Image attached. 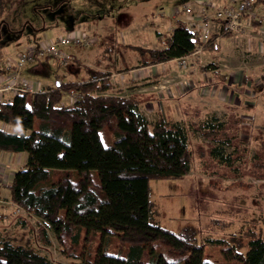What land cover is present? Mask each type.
<instances>
[{
	"label": "trees",
	"instance_id": "obj_1",
	"mask_svg": "<svg viewBox=\"0 0 264 264\" xmlns=\"http://www.w3.org/2000/svg\"><path fill=\"white\" fill-rule=\"evenodd\" d=\"M7 9L6 0H0V18ZM233 34L212 33L204 51L215 49L219 36ZM158 35L161 46H134L144 65L190 55L201 43L183 18L176 19L170 34ZM110 74L99 70L84 79H59L0 101V121L22 128L0 127V151L27 153L25 166L6 185L11 201L41 218L40 240L50 244L51 229L62 252L82 264H217L205 254L216 240L199 241L194 233L160 223L150 182L190 173L194 133L208 138L215 157L230 161L238 146L226 134L227 121L213 113L195 120L150 118L136 96L112 92ZM66 94L78 96L68 102ZM103 129L114 136L112 142L106 143ZM57 170L61 175L55 176ZM99 233L104 244L112 235L129 243L128 255L110 253L102 243L92 255ZM248 245L246 251L235 244L224 247L225 264H264V229L252 233ZM145 252L147 261L142 260ZM0 264L55 262L28 243L0 237Z\"/></svg>",
	"mask_w": 264,
	"mask_h": 264
},
{
	"label": "rangeland",
	"instance_id": "obj_2",
	"mask_svg": "<svg viewBox=\"0 0 264 264\" xmlns=\"http://www.w3.org/2000/svg\"><path fill=\"white\" fill-rule=\"evenodd\" d=\"M196 1L6 0L8 9L0 18V51L16 49L20 44L19 39L23 37H36L37 42L54 41L60 37L75 36L79 30L82 31L79 33L90 37L93 43L90 45L72 43L62 46L64 51L71 53L73 57L87 56L91 58L90 63H94L96 53L99 52L101 56V53L106 52L105 47H111L113 44L116 50L119 48V52L113 57L121 67L132 62L133 56L138 54L128 44L146 47L162 45V42L156 38L157 27L150 25L151 22H162L160 30L163 34H169L171 26L176 22L174 13L185 14V8L195 5ZM133 24L138 31L132 32ZM95 26L99 29L106 26L117 28L114 34L116 37L111 43L108 38L112 36L105 35L102 50L98 42L104 32L102 36L101 33L93 34L92 28L94 29ZM256 31L258 34L256 40L259 42L261 35H264V25ZM254 36L255 33H250L248 36L245 33L223 36L218 41V48L203 51L195 58L196 60L194 59L195 61L193 58L188 59L189 67L195 64L198 67L206 66L201 73L206 82L222 81L226 76L228 79V76L232 75V79L244 80L242 84L250 82L253 85L250 88L255 90L253 98L248 95L245 98L246 101L255 100V104L248 103L249 105L246 106L242 103L233 106L216 101L217 104L205 105L204 110L200 104L182 105L186 114L182 119L186 120L202 119L206 114H212V107L217 108L220 120L227 121L226 134L232 137L233 143L238 146V151L232 154L230 161H221L212 152L208 138L200 133H194L191 136L193 155L190 173L179 179H152L150 182L151 197L158 208L160 223L178 233L185 235L194 233L199 241L208 238L216 240L206 246L205 254L207 259L217 264L227 262L222 253L224 247L235 244L239 249L246 251L251 234L264 229V177L260 176L264 174V45L260 49L258 47V50L252 47ZM245 38L248 40L246 49L242 43ZM237 45L246 51L242 52V55H237L235 52L236 58H234L233 51ZM42 59L28 62L16 71L32 81L36 78H45L51 83L58 73L63 75L71 66H73L72 70L82 66L75 58L70 63H63L54 57L48 63ZM109 61L112 62V59ZM227 64L229 68L225 67ZM178 66L172 62V67L177 72L181 74L189 72L188 67V69H180ZM83 69L78 70L85 72ZM82 76H74V79L86 77ZM189 78L194 79L192 74L186 79ZM238 89V85L231 86V90L233 92L236 90V94ZM243 89L245 88H242V91ZM144 108L142 111L150 118H154L153 111ZM3 123L0 121V124ZM8 126L9 130H22L20 126L13 124ZM102 134L106 143L114 140V136L109 135L105 129L102 130ZM2 154L0 162L7 165L8 162L12 163L9 156L14 154V151H3ZM61 173L57 170L55 176ZM3 194H10L8 187L4 188ZM5 211L8 213L1 214L0 208V237H10L15 242L28 243L47 253L55 264H82L81 259L69 257L62 252L51 229L48 230L50 244L39 239L38 227L42 220L37 215L23 209L17 212L7 208ZM103 242L99 233L90 246L92 255L101 243L110 253L128 255L130 244L121 243L117 235H112L108 243ZM80 249L78 248V251ZM167 253L169 254V251ZM142 260H149V253L145 252Z\"/></svg>",
	"mask_w": 264,
	"mask_h": 264
},
{
	"label": "crops",
	"instance_id": "obj_3",
	"mask_svg": "<svg viewBox=\"0 0 264 264\" xmlns=\"http://www.w3.org/2000/svg\"><path fill=\"white\" fill-rule=\"evenodd\" d=\"M221 1H229V0H221ZM194 7L196 8L197 6L194 5ZM174 18L176 19L183 18L184 20H187L188 15L186 13L185 14L182 13L180 15L174 13ZM151 24L157 27L155 29L156 38L158 39V41L163 42L164 40L160 38V36L158 35V33H162V31L160 30V25L162 24V22L161 23L151 22L150 25ZM259 27L260 26L255 25L253 22L251 23L246 22L243 30L238 33H234L233 35H240L242 33H245L248 36L250 33L252 34L255 33L254 41L252 42V47H255L258 50V47L259 49L262 47L261 39H259L260 40L259 42L258 40H256V37L258 36L256 30ZM131 28H132V32L138 31V29H136L135 24H133ZM173 29H174V24L173 26H171L170 33L172 32ZM212 30H213V33H219L221 31L219 29L218 23L213 24ZM116 31H117V28L112 27V26L111 27L106 26L101 29L97 28L96 26L94 27V29L92 28L93 34L101 33L100 36H102L104 32V35L102 36L100 42L96 41V43L98 42V46L100 47L101 50L102 48H104V45L102 43H103V39L105 38V35L107 37H109V34L110 36H112L110 39L108 38L109 42L111 43L114 37H116L114 35ZM77 32L79 33L82 31L77 30ZM164 35L162 33V37ZM221 37L223 36H219L217 38L216 48H218L219 46L218 41ZM36 39L38 38L31 37V36H27L25 38L23 37L22 39H19L20 44H18L19 47H16V49H12V51L10 49L0 51V61L4 62L8 58L16 56L18 53L22 52L30 44H33V43L39 44L40 42H37ZM242 43L245 48L246 44L248 43L247 38L242 40ZM128 46L134 49L135 51H137L138 54L137 55L135 54L133 56L132 62L126 63V65L124 64L121 67L117 63L116 59H114L113 57V55L115 56V54L119 52V48L116 50V46L112 44L111 47H107V48L105 47L106 52L101 53L102 54L101 56L99 52L96 53L94 57L95 58L94 63H90L91 58L87 56L85 58H82L81 56L74 57L76 60H78V63H80V65L82 64V66L79 67L78 69L82 71V69L84 68L83 70L85 72H81L77 68H75V70H72L73 66H71L67 73H63V75L58 73L52 79L51 83H49L45 78H42V79L36 78L35 81H32L31 79L27 77H24V78L31 81L34 84L36 90H41L49 85L59 83L58 81L59 79H74V76L78 77V75L89 77L91 73L99 71V70L109 71L111 73L110 78H111V82L113 85L112 86L113 93H119V94H122L128 97L136 96L138 100L140 101L142 110L145 109L144 107H146L149 110L153 111L152 115L154 117L164 116L167 119H170V117L171 119L184 118L186 114L184 113V110L182 108L183 104H188V105L200 104L202 105L203 110H204L206 109L204 107L205 105L217 104L216 101L223 102L225 103V105H227L226 103H228L229 105L232 104L233 106H235V104L241 105L242 103L246 106L249 104L256 103L255 100L253 102L250 100L246 101V98H245L246 95H248V97L253 98V94L255 93V90L250 89L253 86L250 82L242 84L244 80L232 79L231 78L232 75H231V76H228V79L226 78L227 77L226 76L225 77L226 79L224 78L222 81L213 80L212 82L209 83L204 80L205 78L201 74L202 70H204L205 67L201 65L200 67H198L196 64L195 66H193L194 68L191 66L190 67L188 66L189 72H186V74L184 73L181 74L180 72H177L176 69L172 67V62H175V64L178 65L176 59H172V60L165 61V62L144 65L142 63V57H141L140 52L134 46H140L144 49L154 48V47H146V46L137 45L133 43L128 44ZM243 49L237 45V47L233 51V57L236 58L234 56L235 52L237 55H242V52L246 51L245 50L246 48L244 50ZM121 55L125 56L123 54ZM50 59H52V57H44L42 61L44 60L46 63H48ZM111 59H112V62L109 61ZM195 60L193 59V61ZM74 64H77V63H74ZM178 67L182 69L180 66ZM225 67L229 68L230 66L227 64L225 65ZM189 74H192V77H194V79H190V78L186 79ZM7 75H8V72L6 70L0 71V84H2V82L5 81V79H7ZM199 77L201 79H199ZM212 83H213V86H212ZM235 85L239 86V89L237 91L239 95L235 93L236 90L234 92L231 90V86H235ZM242 88H245V89H243L242 91ZM3 98L9 100L12 98V94H4ZM65 100L70 102L72 100L71 94H66ZM211 109H212L211 113H213L214 115L218 117L220 116L218 114L217 108L212 107ZM156 111H158V113H156ZM223 115L226 117L228 116V114H223ZM0 127L9 130V126L6 123L0 124ZM2 152L3 151H0V155H3ZM25 153L26 152H14V154L9 156V159L11 160L12 163L8 162V165L0 162V208L2 209L1 214H5V213L7 214L8 212L5 211V209L7 208H12V210L17 211V206L13 203L11 205L10 203L11 202L10 194L9 195L3 194V190L5 187H7L6 185L9 182H11L15 171L18 169L16 167L17 166L22 167L24 164H26L27 154ZM23 158H24V161H23ZM22 163L23 165H21Z\"/></svg>",
	"mask_w": 264,
	"mask_h": 264
},
{
	"label": "built area",
	"instance_id": "obj_4",
	"mask_svg": "<svg viewBox=\"0 0 264 264\" xmlns=\"http://www.w3.org/2000/svg\"><path fill=\"white\" fill-rule=\"evenodd\" d=\"M195 5L197 9L194 5L185 8L188 15L186 21L190 31L199 35L201 43L190 55L176 58L178 65L184 69L189 65L188 59H195L204 51V46L213 33V24L218 23L220 30L224 29L233 33L242 31L246 22L260 21V26L264 25V2H257V0H197ZM72 43L90 45L93 42L90 37L82 33H77L75 36L60 37L54 41L42 40L39 44L28 45L16 56L8 58L4 62L0 61V71L6 70L8 72L7 79L0 84V101L7 100L3 98L4 94H12L13 96L20 92L33 93L38 91L34 84L22 77L16 69H20L28 62L44 57H54L63 63H70L74 57L71 53L64 51L62 46ZM261 44H264V35H261ZM71 96L74 99L78 95L72 94ZM15 205L17 206V204ZM17 211H21L19 206H17Z\"/></svg>",
	"mask_w": 264,
	"mask_h": 264
}]
</instances>
